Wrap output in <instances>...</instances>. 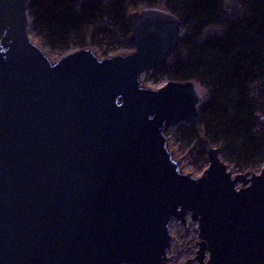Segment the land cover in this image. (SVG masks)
I'll return each mask as SVG.
<instances>
[{
  "label": "water",
  "instance_id": "water-1",
  "mask_svg": "<svg viewBox=\"0 0 264 264\" xmlns=\"http://www.w3.org/2000/svg\"><path fill=\"white\" fill-rule=\"evenodd\" d=\"M29 3L0 0V264H166L188 217L198 264H264V166L233 176L207 144L208 168L183 173L166 133L197 128L206 100L193 81L140 83L180 50L184 21L133 12V54L52 62Z\"/></svg>",
  "mask_w": 264,
  "mask_h": 264
},
{
  "label": "trees",
  "instance_id": "trees-1",
  "mask_svg": "<svg viewBox=\"0 0 264 264\" xmlns=\"http://www.w3.org/2000/svg\"><path fill=\"white\" fill-rule=\"evenodd\" d=\"M141 5L162 7L184 21L180 50L158 72L209 92L199 126H184L180 139L216 145L241 172L263 167L264 134L253 132L256 108L249 93L264 77V0H236V20L225 15L224 0H30L29 16L33 31L55 50L104 40L128 46L127 21ZM200 156L206 158L204 148Z\"/></svg>",
  "mask_w": 264,
  "mask_h": 264
},
{
  "label": "rangeland",
  "instance_id": "rangeland-1",
  "mask_svg": "<svg viewBox=\"0 0 264 264\" xmlns=\"http://www.w3.org/2000/svg\"><path fill=\"white\" fill-rule=\"evenodd\" d=\"M236 0H224V5L226 8L232 9L235 7ZM29 35L33 42L39 44L45 52L56 61L61 56L65 55L68 51H60L52 49L46 41L37 35L32 28V21L30 18V29ZM144 88L151 89L153 86L145 79L141 85ZM207 92H204V94ZM184 125H178L175 129L169 130L167 136L169 137V146L173 152V157L180 164V168L183 167L182 171L187 174H190L194 177H199L203 172L208 168L209 161L206 155V158L201 157V150L205 145L209 144L205 140L198 141L194 140L191 143L183 142L180 139L181 129ZM215 148H219L214 144H210ZM221 161L226 165L227 170L233 174H245L249 173L251 175H258L263 167H253L242 171L238 168V165L235 162L227 160L223 157V154L220 156ZM194 222V221H193ZM198 223L194 222L190 227L185 231L180 226H177L178 240L174 246V251L172 253V259L167 264H198L196 261L197 251L199 250V231L197 230ZM189 261H191L189 263Z\"/></svg>",
  "mask_w": 264,
  "mask_h": 264
},
{
  "label": "built area",
  "instance_id": "built-area-1",
  "mask_svg": "<svg viewBox=\"0 0 264 264\" xmlns=\"http://www.w3.org/2000/svg\"><path fill=\"white\" fill-rule=\"evenodd\" d=\"M164 1L165 0H159V2H161V3H163ZM153 9L164 10V9H162V7H159V6L158 7H149L146 5H141V6H139V8H137L136 10H133L131 13H133V12L142 13L144 11L153 10ZM225 15L228 17H231L234 20L238 19L237 12L233 9L232 10L226 9ZM128 43H129V40H128ZM87 48L91 49L100 60L108 59V58H111L114 56H119V55L126 56V55L133 54L135 52V49L131 46L130 43L127 46V45H122L120 43H111V42H108L107 40L102 41L101 44L94 45L92 47H87ZM75 50H79V49H72V50H69L67 53L73 52ZM159 70H162V69H159ZM159 70H150V71L143 73L140 76L141 85L143 83V80H145V79L153 86L151 89H154V90H159V89L165 87L167 84H169L171 81L165 75H162L161 72H158ZM196 85L198 87V90L200 88L203 90V92H207V93H205L204 99H202L201 93L199 92L200 96H201V100L208 101V99H209L208 90L205 89L204 87H202L200 84L196 83ZM249 97L252 100V102L256 108V124H255V127L253 129V132L255 135L261 136L264 134V77L257 80L256 82H254L251 85ZM172 129H175V128H172ZM172 129H170V130H172ZM166 136H167V133H166ZM167 141H168L169 150L171 151L170 146H169V137L168 136H167ZM172 154H173V152H172ZM192 223H194V222L190 217L187 218L186 224H183L180 221H174L171 223L170 232H171V236H172V244H171V248L167 254H169L170 252L173 253L174 246L177 243L178 234H177V228L176 227L180 226L181 228H183L186 231ZM197 230L199 231L198 227H197ZM167 263L168 262H166V264Z\"/></svg>",
  "mask_w": 264,
  "mask_h": 264
},
{
  "label": "bare ground",
  "instance_id": "bare-ground-1",
  "mask_svg": "<svg viewBox=\"0 0 264 264\" xmlns=\"http://www.w3.org/2000/svg\"><path fill=\"white\" fill-rule=\"evenodd\" d=\"M33 43L36 44L37 46H39L45 52V50L39 44H37L36 42H33ZM45 54L51 59L52 62H54V60L46 52H45ZM199 92L201 93L202 99H204L205 98V94H204L203 90L199 88ZM181 168L183 169V167H181ZM183 173H185V172L183 171ZM167 258H168V261L167 262L171 261V259H172V252H170L169 254H167Z\"/></svg>",
  "mask_w": 264,
  "mask_h": 264
},
{
  "label": "crops",
  "instance_id": "crops-1",
  "mask_svg": "<svg viewBox=\"0 0 264 264\" xmlns=\"http://www.w3.org/2000/svg\"><path fill=\"white\" fill-rule=\"evenodd\" d=\"M235 5H236V2H235ZM225 6V5H224ZM226 8V7H225ZM163 9V8H162ZM226 9H229V10H232V9H234V7L232 8V9H230V8H226ZM164 11H166V10H164ZM183 21V20H182Z\"/></svg>",
  "mask_w": 264,
  "mask_h": 264
}]
</instances>
